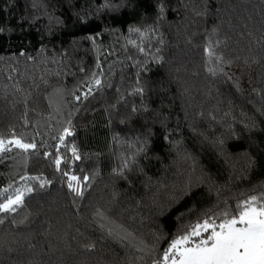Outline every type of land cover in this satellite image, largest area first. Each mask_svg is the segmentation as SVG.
<instances>
[{
    "label": "trees",
    "instance_id": "16d2710c",
    "mask_svg": "<svg viewBox=\"0 0 264 264\" xmlns=\"http://www.w3.org/2000/svg\"><path fill=\"white\" fill-rule=\"evenodd\" d=\"M0 139V264L160 261L264 196V0H0Z\"/></svg>",
    "mask_w": 264,
    "mask_h": 264
},
{
    "label": "snow or ice",
    "instance_id": "6c2138e0",
    "mask_svg": "<svg viewBox=\"0 0 264 264\" xmlns=\"http://www.w3.org/2000/svg\"><path fill=\"white\" fill-rule=\"evenodd\" d=\"M99 83L97 80L96 84ZM65 133L71 135L67 129ZM60 139L63 143L64 137L61 136ZM8 145H15L25 151L36 146L20 139L7 142L0 139V152L11 150ZM72 152L75 155V147ZM60 163L57 159V166ZM88 179L87 176L83 177L84 181ZM69 180L68 187L77 195H82L81 178L71 175ZM72 181L76 182L75 185ZM7 191L2 190L0 195ZM23 195L19 189L14 196L8 195L0 202V213L15 212L23 203ZM237 207L238 214H220L217 217L220 219L219 224L212 217H208L191 225L183 235L170 242L161 260L154 261L153 264H264V196H250Z\"/></svg>",
    "mask_w": 264,
    "mask_h": 264
},
{
    "label": "rangeland",
    "instance_id": "374dc122",
    "mask_svg": "<svg viewBox=\"0 0 264 264\" xmlns=\"http://www.w3.org/2000/svg\"><path fill=\"white\" fill-rule=\"evenodd\" d=\"M8 146H10V145H8Z\"/></svg>",
    "mask_w": 264,
    "mask_h": 264
}]
</instances>
